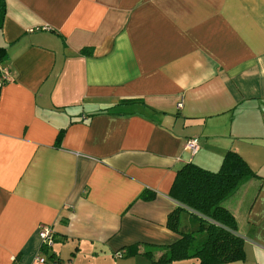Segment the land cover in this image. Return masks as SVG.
<instances>
[{
  "label": "crops",
  "instance_id": "obj_1",
  "mask_svg": "<svg viewBox=\"0 0 264 264\" xmlns=\"http://www.w3.org/2000/svg\"><path fill=\"white\" fill-rule=\"evenodd\" d=\"M4 2L0 264H198L153 261L178 238L169 190L228 150L260 177L224 205L245 258L222 264H264V0Z\"/></svg>",
  "mask_w": 264,
  "mask_h": 264
},
{
  "label": "trees",
  "instance_id": "obj_2",
  "mask_svg": "<svg viewBox=\"0 0 264 264\" xmlns=\"http://www.w3.org/2000/svg\"><path fill=\"white\" fill-rule=\"evenodd\" d=\"M5 2L0 0V25L5 16ZM5 49L0 48V61ZM82 54L89 55L88 49ZM61 132L56 141L59 140ZM250 177H260L236 152L228 150L217 170L205 169L193 162L185 163L175 174L169 195L180 203L168 216L167 226L178 238L154 263L194 258L198 264H222L245 258L244 240L236 233V220L223 201L233 195L238 187ZM152 192L144 190L141 199H149ZM197 225L193 230L179 228L180 213L188 212ZM132 249L131 251L129 249ZM131 254L137 248L128 246ZM128 254L122 250L121 255ZM147 253V252H143ZM148 255V254H147Z\"/></svg>",
  "mask_w": 264,
  "mask_h": 264
},
{
  "label": "built area",
  "instance_id": "obj_3",
  "mask_svg": "<svg viewBox=\"0 0 264 264\" xmlns=\"http://www.w3.org/2000/svg\"><path fill=\"white\" fill-rule=\"evenodd\" d=\"M8 79H10V75H9L8 71L0 68V86L4 82H6ZM178 105L180 106L181 103L179 102ZM198 148H199V144H198V138L197 137H190V138L185 140L184 150L188 151L190 155H194L197 152ZM38 236L40 238L41 245L44 248L47 249L53 245L54 239H55V234H54V230L52 227L41 226L39 231H38ZM34 261L39 262V263H43L46 260L42 255H38L35 257Z\"/></svg>",
  "mask_w": 264,
  "mask_h": 264
},
{
  "label": "rangeland",
  "instance_id": "obj_4",
  "mask_svg": "<svg viewBox=\"0 0 264 264\" xmlns=\"http://www.w3.org/2000/svg\"><path fill=\"white\" fill-rule=\"evenodd\" d=\"M244 194H246V196H243V195L240 196V194H238V192H235V194H233L230 197H228L227 199H225L223 201V204L227 205L230 208H235L236 204L240 201V198L242 197L244 199L243 202L247 201V203H246V207H247L248 201H250V197H252L251 196L252 190H247L246 193H244ZM190 216L191 215H187V214L182 215V217H181V226H185V224H186V220H183V217H188L189 218ZM191 220H192V222H196L194 217H192Z\"/></svg>",
  "mask_w": 264,
  "mask_h": 264
}]
</instances>
